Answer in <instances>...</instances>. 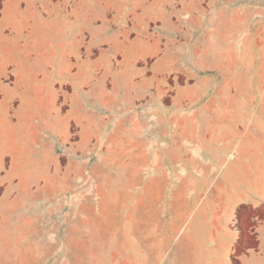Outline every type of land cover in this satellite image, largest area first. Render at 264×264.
<instances>
[{
	"label": "rangeland",
	"instance_id": "374dc122",
	"mask_svg": "<svg viewBox=\"0 0 264 264\" xmlns=\"http://www.w3.org/2000/svg\"><path fill=\"white\" fill-rule=\"evenodd\" d=\"M39 1L0 37V115L23 107L33 150L0 172V264H169L217 183L189 163L210 111L264 92V0Z\"/></svg>",
	"mask_w": 264,
	"mask_h": 264
},
{
	"label": "crops",
	"instance_id": "0c3cea01",
	"mask_svg": "<svg viewBox=\"0 0 264 264\" xmlns=\"http://www.w3.org/2000/svg\"><path fill=\"white\" fill-rule=\"evenodd\" d=\"M40 3L0 0V37L34 30L39 16L27 15L20 6ZM55 20L60 31L66 30L64 14ZM218 100L219 108L210 111L217 127L210 139L193 145L208 159L189 160L202 172L199 181L214 179L213 166L217 183L204 193L207 199L193 217L171 222L169 264H264V92L220 94ZM23 120V107L13 120L8 111L0 115V172L12 175L14 165L30 160L32 134ZM138 259L150 262L141 248Z\"/></svg>",
	"mask_w": 264,
	"mask_h": 264
}]
</instances>
